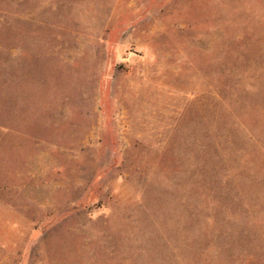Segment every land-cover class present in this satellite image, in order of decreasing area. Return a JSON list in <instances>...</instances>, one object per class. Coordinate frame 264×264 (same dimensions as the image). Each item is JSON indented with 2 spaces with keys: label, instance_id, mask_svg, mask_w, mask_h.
Returning a JSON list of instances; mask_svg holds the SVG:
<instances>
[{
  "label": "rangeland",
  "instance_id": "obj_1",
  "mask_svg": "<svg viewBox=\"0 0 264 264\" xmlns=\"http://www.w3.org/2000/svg\"><path fill=\"white\" fill-rule=\"evenodd\" d=\"M0 264H264V0H0Z\"/></svg>",
  "mask_w": 264,
  "mask_h": 264
}]
</instances>
